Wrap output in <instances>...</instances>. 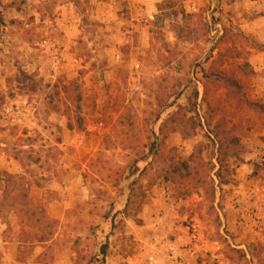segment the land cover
Instances as JSON below:
<instances>
[{
  "label": "rangeland",
  "instance_id": "obj_1",
  "mask_svg": "<svg viewBox=\"0 0 264 264\" xmlns=\"http://www.w3.org/2000/svg\"><path fill=\"white\" fill-rule=\"evenodd\" d=\"M228 71L251 106L226 101L215 80ZM206 81L231 124L243 121L225 169ZM195 100V135L163 136ZM199 146L204 186L168 180L167 166ZM257 185L264 0H0V264H169L167 242L180 237L202 248L185 264H264V219L249 216Z\"/></svg>",
  "mask_w": 264,
  "mask_h": 264
},
{
  "label": "trees",
  "instance_id": "obj_2",
  "mask_svg": "<svg viewBox=\"0 0 264 264\" xmlns=\"http://www.w3.org/2000/svg\"><path fill=\"white\" fill-rule=\"evenodd\" d=\"M227 59H222V63L227 62ZM249 67V63L246 61L245 64L241 67V72L246 73L245 70ZM238 73V72H237ZM215 81H224L225 86L227 87L226 101L230 100L236 105H244L248 104L251 106L253 104L250 100L247 99L245 94H242L241 90L243 88L242 82L238 79V74L234 71L219 72L217 73ZM206 80H213L215 78V74H205ZM208 81L205 84V101L208 104V111L210 116L208 117V125L210 127L211 132L213 133L215 139L220 144V157L219 163L222 169L227 168V161L229 156H238L239 152L236 147H238L240 140L236 136V130L238 127L242 126V120H239V124L232 125V121L227 117V110H224V106H221V111L218 109L222 98H211L210 95V86L208 85ZM194 98L198 97V92L194 93ZM250 103V104H249ZM217 105V108L215 107ZM196 100L194 102H190L189 107L187 106H179L177 110L173 111L168 119H166L160 126V133L163 136H167L171 132L180 131L184 136H193L196 133L198 127L201 126V123L194 116L188 117V112H196ZM220 113V119L213 124L214 113ZM229 124L232 126H229ZM188 131L189 133L187 134ZM154 147V146H152ZM202 150L201 147L196 148L194 153L190 155L187 159L179 158L174 161L171 165L167 166L166 169V177L168 180H172L174 182H183L187 183L189 181H193L196 186L201 187L204 186L205 177L202 176V162L203 158L201 156ZM166 167V166H165ZM134 173V172H132ZM191 191H187L186 194H189ZM106 247L102 248L103 255H106Z\"/></svg>",
  "mask_w": 264,
  "mask_h": 264
},
{
  "label": "built area",
  "instance_id": "obj_3",
  "mask_svg": "<svg viewBox=\"0 0 264 264\" xmlns=\"http://www.w3.org/2000/svg\"><path fill=\"white\" fill-rule=\"evenodd\" d=\"M192 9L193 11H197L198 8L197 6L192 5ZM25 107H27L28 103L27 101L24 102ZM29 111V107L27 109ZM14 114V110L11 107H6L3 115L4 116H13ZM264 186H259L257 185L251 192V203H252V207L250 208V217H252L254 220L258 218V213H259V208L260 205L259 203H257L258 201H256L255 199L257 198V196L260 194L261 189ZM253 200H255L253 202ZM238 215H242V205L241 203L238 204V209H237ZM255 222V221H254ZM259 222V220H258ZM188 229L190 230V232H192V238H194L197 235L199 226L198 223L196 221H188L187 224ZM215 251L216 253L222 248V246L219 244V242H215ZM201 246L198 244H195V248H193L192 250L183 244H179L178 242H176L175 240H169L167 242L166 245V257L168 260L169 264H185V258L187 257V254L189 255L190 251L196 252L198 253L199 251H201ZM150 263L151 264H162V262H159L160 260H158L154 255L149 257Z\"/></svg>",
  "mask_w": 264,
  "mask_h": 264
},
{
  "label": "crops",
  "instance_id": "obj_4",
  "mask_svg": "<svg viewBox=\"0 0 264 264\" xmlns=\"http://www.w3.org/2000/svg\"><path fill=\"white\" fill-rule=\"evenodd\" d=\"M257 203H259V205H260V208H259L260 211H259V212L261 213V215L264 214V201H262V202H257ZM251 207H252V203H250V205H249V208H251ZM248 211H249V210H248ZM261 215L258 214L257 216H258V217H263V219H264V215H262V216H261ZM176 233H177V232H176ZM180 238H181V237H180ZM180 238H179L178 240H182V238H181V239H180ZM178 240L175 239L176 242H178ZM186 240H187V239H186ZM178 243H179V242H178ZM179 244H182V243H179ZM187 255H188V254H187ZM191 263H192V262H191ZM191 263H190V264H191Z\"/></svg>",
  "mask_w": 264,
  "mask_h": 264
}]
</instances>
